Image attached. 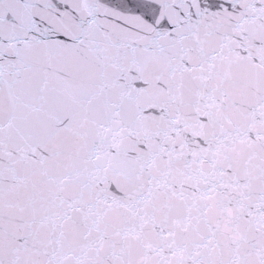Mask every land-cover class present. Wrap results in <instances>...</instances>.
<instances>
[{"label":"snow or ice","instance_id":"1","mask_svg":"<svg viewBox=\"0 0 264 264\" xmlns=\"http://www.w3.org/2000/svg\"><path fill=\"white\" fill-rule=\"evenodd\" d=\"M0 264H264V0H0Z\"/></svg>","mask_w":264,"mask_h":264}]
</instances>
